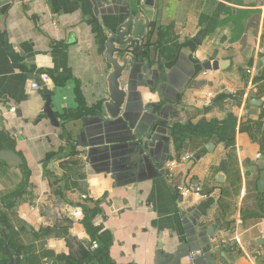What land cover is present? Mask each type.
<instances>
[{
  "label": "crops",
  "instance_id": "0c3cea01",
  "mask_svg": "<svg viewBox=\"0 0 264 264\" xmlns=\"http://www.w3.org/2000/svg\"><path fill=\"white\" fill-rule=\"evenodd\" d=\"M127 2L10 0L0 15V149L20 159L0 161V199L13 200V219L34 230L25 239L31 259L53 264L91 245L80 205L99 201L95 224L116 263L153 264L161 242L165 252L200 250L196 264H264V62L255 69L264 59V0L143 6L153 50L125 73L126 116L108 120L106 30L126 18ZM43 73L58 125L43 111ZM229 116L232 146L190 128ZM158 126L170 129L169 140L150 145ZM5 231L0 220V255L8 256ZM65 232L75 241L67 244Z\"/></svg>",
  "mask_w": 264,
  "mask_h": 264
},
{
  "label": "water",
  "instance_id": "95a60500",
  "mask_svg": "<svg viewBox=\"0 0 264 264\" xmlns=\"http://www.w3.org/2000/svg\"><path fill=\"white\" fill-rule=\"evenodd\" d=\"M154 2L155 0H128L126 18L117 24L113 30H106L103 58L109 65V70L106 75L108 97L103 101L102 107L108 120H118L126 116L128 101L130 99V88L128 84H124V77L126 72L140 65L139 59L142 56L145 39L148 37L151 23L143 6H155L156 4ZM9 3L10 0H0V15L5 13ZM7 49L11 56H15L10 46ZM263 62L264 59L259 60L255 69L259 70ZM223 64L222 62L219 63L221 67ZM203 65L205 68H216L218 62L214 61L211 64L207 61ZM40 84L46 97L43 111L54 124L58 125L50 106L51 97L46 82L41 79ZM253 104L257 105L258 101L253 102ZM250 113L254 114L255 110H252ZM170 134V129H166V127H155L150 135V145H153L156 141L169 140ZM211 146L213 144L207 145V148L211 149ZM0 161H11L15 165L20 163L18 155L13 151L1 149ZM259 167L262 169L258 182L260 185L259 189L264 192V163L262 161ZM206 232L208 235L213 236L214 228L210 227ZM4 248L9 257V264H16V259L11 255L9 250L7 234H5ZM189 252L190 250L186 244L178 246L173 252H165L161 248V242H158L153 264H190L183 262V259L186 258ZM52 259L48 258L44 264H51ZM196 262L194 261V264Z\"/></svg>",
  "mask_w": 264,
  "mask_h": 264
},
{
  "label": "trees",
  "instance_id": "16d2710c",
  "mask_svg": "<svg viewBox=\"0 0 264 264\" xmlns=\"http://www.w3.org/2000/svg\"><path fill=\"white\" fill-rule=\"evenodd\" d=\"M149 39V38H148ZM144 44L142 56H147L153 50L152 44L148 42ZM193 133L197 137H204L208 140H223L226 141L228 146H232L234 143V134L236 129V120L233 116L227 117L223 121H202L196 126L190 127ZM175 135V142L177 146L180 144V137L177 133ZM264 149V148H263ZM264 163V151L261 152ZM51 183H54V178H50ZM13 200L6 197L0 199V220L5 227V232L8 234V246L11 251V255L16 259V264H36V261L31 259L32 252L28 244H25L26 234L34 233V230L29 228L24 222L13 219L14 211H11ZM80 207L83 210L82 223L89 234L91 243L96 242L97 247L91 248L83 246L76 249V256L68 254L57 257V263L53 264H134L132 262L116 263L109 255L110 239L105 232L100 231L101 228L95 224L97 213H99V201H93L92 206L81 204ZM11 211V212H10ZM11 217V218H10ZM41 234L47 235L48 232H52L49 228H40ZM67 244H71L75 240L65 232L64 235ZM8 256L0 255V264H8Z\"/></svg>",
  "mask_w": 264,
  "mask_h": 264
},
{
  "label": "built area",
  "instance_id": "2783aa9c",
  "mask_svg": "<svg viewBox=\"0 0 264 264\" xmlns=\"http://www.w3.org/2000/svg\"><path fill=\"white\" fill-rule=\"evenodd\" d=\"M260 48V47H259ZM41 79L44 81V82H46L47 83V81H49L50 80V77H49V75L48 74H46V73H43L42 75H41ZM32 87L33 88H40V85L38 84V82H33L32 83ZM210 95V94H209ZM9 111H14V107H10L9 108ZM173 162H169L168 164H167V167L168 168H171V167H173ZM197 189V188H196ZM179 190V194H181V195H183V196H185L188 192H190L189 190L190 189H186V188H179L178 189ZM197 192V191H196ZM82 198L83 199H85V196H82ZM72 215L74 216V217H79L80 215H81V209L80 208H75L73 211H72ZM221 244H217V247L218 246H220ZM97 247V243L96 242H93V243H91V248H96ZM201 255V251L200 250H193V251H190L189 253H188V255L186 256V262H188V263H190V264H194V261H195V259L198 257V256H200Z\"/></svg>",
  "mask_w": 264,
  "mask_h": 264
}]
</instances>
